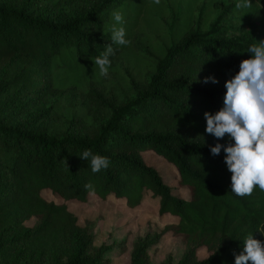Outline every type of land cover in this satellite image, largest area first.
Masks as SVG:
<instances>
[{"label":"trees","instance_id":"1","mask_svg":"<svg viewBox=\"0 0 264 264\" xmlns=\"http://www.w3.org/2000/svg\"><path fill=\"white\" fill-rule=\"evenodd\" d=\"M27 1L0 0V60L11 64L0 70V264H104L105 248L90 249L88 230L64 202L42 196L44 188L65 200L113 194L129 206L151 191L159 196L160 213L177 216L168 227L189 246L176 264H235L247 233L264 241L256 231L264 228V191L256 186L245 197L231 191L225 153L214 156L209 147L227 143L228 134L221 140L208 134L204 117L223 106L225 81L251 57L248 47L264 40V24L231 29L220 14L205 31L190 28L166 48L132 96L105 115L96 103L97 123L71 119L56 127L50 105L32 111L29 106L52 92L53 70L63 57L92 60L111 44V33L98 17L99 7L32 0L29 9ZM254 1L264 11V0ZM68 4L72 8L65 10ZM123 47L113 45L110 59ZM205 77L217 82L205 83ZM85 149L106 156L109 166L93 173L90 159L79 156ZM147 149L175 165L188 197L174 194L144 161L141 152ZM32 217L35 224L26 225ZM56 244L67 247L65 258L55 253ZM197 246L210 252L192 260ZM140 252L139 247L133 264H139Z\"/></svg>","mask_w":264,"mask_h":264},{"label":"rangeland","instance_id":"2","mask_svg":"<svg viewBox=\"0 0 264 264\" xmlns=\"http://www.w3.org/2000/svg\"><path fill=\"white\" fill-rule=\"evenodd\" d=\"M16 1V0H15ZM23 1V0H22ZM28 0L27 7L34 4ZM238 0H76L74 7H99L98 17L106 29L114 23L112 13L121 11L123 27L130 46H124L111 60L107 77L99 75L93 60L77 62L63 57L54 67L53 90L42 95L29 110L51 106L54 126L68 124L77 119L86 124L97 123L101 114L115 104L132 96L135 88L145 83L155 69L158 59L166 48L185 31L196 28L207 30L222 14L221 23L238 27H261L264 11L253 0L251 8L236 9ZM225 6H228L225 8ZM259 7V8H257ZM65 10L71 5H65ZM36 9V8H35ZM120 26V25H118ZM62 63V64H61ZM10 62L0 60V70H9ZM100 104V113L93 116L92 109ZM144 161L153 165L178 196L188 197L189 189L178 182L175 165L153 150L141 152ZM42 196L57 203L64 202L77 217V223L85 227L92 236L90 249L103 246L104 264H133V257L140 247L139 264H176L183 260L189 246L180 235L173 234L168 225L177 221L170 212H159V196L147 190L142 200L129 206L125 200L113 194L105 198L89 193L86 200L63 199L49 188L41 190ZM35 218L26 220L34 225ZM152 240L151 243L145 242ZM219 241L217 242V244ZM56 254L65 258L67 247L56 244ZM210 250L197 246L194 259L208 255Z\"/></svg>","mask_w":264,"mask_h":264},{"label":"clouds","instance_id":"3","mask_svg":"<svg viewBox=\"0 0 264 264\" xmlns=\"http://www.w3.org/2000/svg\"><path fill=\"white\" fill-rule=\"evenodd\" d=\"M154 3L159 4L160 0H154ZM252 5L253 0H238L235 7L239 10ZM112 17L111 44H106L103 51L92 59L101 77L109 74L110 57L115 55L113 45L131 44L125 38L122 12L114 11ZM247 51L252 54L251 57L241 60L239 71L225 81L223 106L214 114L204 112L208 134L217 140L228 134L227 143H215L209 147L214 156L223 149L224 161L231 172V191L240 197L251 196L256 186L264 191V40L251 44ZM209 80L217 82L214 77L204 78L205 83ZM79 156L85 161L90 159L93 173L106 169L110 164L106 156L93 153L90 149H85ZM85 188L92 189V185L86 183ZM256 231L264 236V228ZM242 241L243 251L234 254L235 264H264V241L255 239L253 232L247 233Z\"/></svg>","mask_w":264,"mask_h":264}]
</instances>
